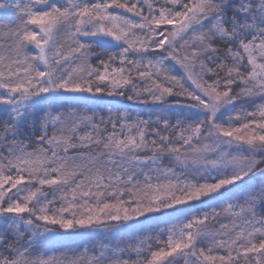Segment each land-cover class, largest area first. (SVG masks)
Listing matches in <instances>:
<instances>
[{
  "label": "snow or ice",
  "instance_id": "1",
  "mask_svg": "<svg viewBox=\"0 0 264 264\" xmlns=\"http://www.w3.org/2000/svg\"><path fill=\"white\" fill-rule=\"evenodd\" d=\"M0 264H264V0H0Z\"/></svg>",
  "mask_w": 264,
  "mask_h": 264
}]
</instances>
